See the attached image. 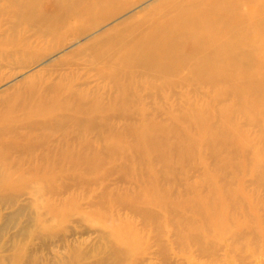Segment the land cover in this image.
<instances>
[{
    "label": "rangeland",
    "instance_id": "1",
    "mask_svg": "<svg viewBox=\"0 0 264 264\" xmlns=\"http://www.w3.org/2000/svg\"><path fill=\"white\" fill-rule=\"evenodd\" d=\"M11 1L0 264H264V81H241L260 64L245 54L259 48L249 12L237 0ZM201 12L222 28L246 19L234 60L171 36Z\"/></svg>",
    "mask_w": 264,
    "mask_h": 264
},
{
    "label": "bare ground",
    "instance_id": "2",
    "mask_svg": "<svg viewBox=\"0 0 264 264\" xmlns=\"http://www.w3.org/2000/svg\"><path fill=\"white\" fill-rule=\"evenodd\" d=\"M7 1H11V0H7ZM101 1V0H100ZM219 1V0H218ZM231 0H224V4L226 5V4H229L228 2H230ZM239 3L238 4H240L241 5V7H242V11H241V9H239V11H241L242 13H243V8H245V10H247L249 13V17H251V18H253L254 20H253V23H254V21L256 22V25H255V23L253 24L252 22V24L250 23V25H249V22H248V25H249V29L247 30L246 28L248 27H246V19L245 20H243V19H241V18H238V16H237V19H236V17H235V19L233 18V20L232 19H230V20H232V22L231 23H228V25H226V26H224L225 25V23H224V25H223V23H222V26H224V28H222L221 26H219L220 25V22H215V23H211V21L214 19H216L217 18V13L215 14V12H213L214 14H211L210 16H205V14L206 13H203V12H201L202 14H198L197 13V15H199V16H197L196 15V17H194V18H191V20H189V22H188V20H185V21H187V23H189L188 24V28H190V29H188V31H190L189 33H186L185 31H183V29L185 30V28H183L182 30H181V28H180V31H178V29L177 30H175L174 32H172L173 34L171 35V33L169 34V35H171V36H173V35H175V36H178V37H181V36H184V35H186V36H188V37H186V39L187 38H189L188 39V42H191V43H193V44H187L188 46L189 45H191L190 47H192V45H194V42H195V44H197V46H198V48L196 49V50H198L201 46H202V49H206L205 47L203 48V45H208L209 47H211L212 48V52H213V54L214 55H219V57H224V58H226L227 60H229V61H232V60H234V58L236 57V54L238 53L237 52V48H239L238 46L240 45V44H242V40L244 41L245 40V35L249 32V31H255V30H252L253 28H255L256 29V31H255V33H256V35H255V33H254V35H255V39H257L255 42L257 43V45L259 46V48H255L254 46H253V44L252 45H250L248 48L247 47H245V48H247V50L245 51V54H249V55H252V54H255V53H257L258 54V58L260 59L259 60V65L256 63V65H258V68L256 69V70H252V71H248L247 73H245V75L244 76H242V78H241V81H242V84H244V83H250V81H252L253 80V78L254 77H260V78H258V79H262L263 81H264V58H263V55H264V50H262L263 49V46H264V43L263 42H261L260 41V38L258 37V36H262V35H264V29L262 30V28H263V26L261 25L262 24V22L264 21L263 20V18H261V14L263 13L264 14V10H263V12L261 13V6L263 7L264 6V0H237ZM13 2H15L14 0L13 1H11V3H13ZM99 2V1H98ZM98 2H97V5H99L98 4ZM210 2V4H211V1H209ZM208 2V3H209ZM217 2V1H216ZM220 2H222V1H220ZM104 3V2H103ZM102 2H101V4L99 5V6H101L102 4H103ZM232 3H233V1H232ZM207 4V3H206ZM237 4V3H236ZM235 4V5H236ZM238 4H237V6H238ZM208 5V4H207ZM213 5V4H212ZM208 6H210V5H208ZM221 6V5H220ZM234 6V5H233ZM76 7V6H75ZM219 7V6H218ZM218 7H215V8H218ZM221 7H223V6H221ZM235 7V6H234ZM197 8V7H196ZM228 8H231V7H228ZM236 8H238V7H236ZM236 8H235V10H236ZM240 8V7H239ZM199 9H200V7H199ZM219 9V8H218ZM222 9V8H221ZM233 9V8H232ZM263 9V8H262ZM76 10V9H75ZM93 10V9H92ZM91 10V11H92ZM196 10V9H195ZM226 11L228 10V9H225ZM90 11V12H91ZM190 11V10H189ZM200 10H198V12H199ZM205 11V10H204ZM207 11H210V10H207ZM223 11H224V8H223ZM230 11V10H229ZM238 11V10H237ZM247 11L245 12V13H247ZM73 12V11H72ZM76 12H78V8H77V11ZM220 12V11H219ZM240 12V13H241ZM192 13H195L196 14V12H192ZM234 13V12H233ZM232 13V14H233ZM241 13V14H242ZM181 14H183L182 12H181ZM188 14V13H187ZM209 14V13H208ZM228 14V13H227ZM235 14V13H234ZM262 14V15H263ZM229 15V14H228ZM236 15V14H235ZM242 15H244V14H242ZM174 16V15H173ZM173 16H172V19H173ZM178 16V15H177ZM182 16H185V15H182ZM190 16V15H189ZM241 16V15H240ZM245 17H246V15H244ZM208 17V18H207ZM223 17H225V16H223ZM229 17V16H228ZM231 17V16H230ZM233 17V16H232ZM231 17V18H232ZM244 17V18H245ZM248 17V18H249ZM185 18H186V16H185ZM207 18V19H206ZM243 18V17H242ZM248 18H247V20H248ZM209 19L211 20V21H209ZM228 19L229 18H227V22H228ZM263 21H262V20ZM226 20V19H225ZM224 20V21H225ZM171 21V20H170ZM170 21H167V22H170ZM174 21V20H173ZM173 21H172V26H174L173 25ZM185 21H183V22H185ZM245 23H244V22ZM166 22V24H165V26L167 25V24H169V23H167ZM180 22H182V20L180 21ZM226 22V21H225ZM175 23V22H174ZM183 24V23H182ZM171 25H169L170 27H171ZM254 25V27H252ZM181 26V25H180ZM176 27V25L173 27V28H175ZM250 27H252V28H250ZM166 28H168V26L166 27ZM234 29V30H233ZM251 29V30H250ZM160 30V29H159ZM174 30V29H173ZM187 30V29H186ZM248 32H247V31ZM163 31V30H162ZM161 31V32H162ZM263 31V32H262ZM157 34V33H156ZM155 34V35H156ZM167 34H168V32H167ZM251 34H253V33H251ZM166 35V34H165ZM258 35V36H257ZM151 36V35H150ZM152 37H153V35H152ZM152 37H149V39H151ZM249 37H250V35H249ZM264 36H262V38H263ZM155 38H156V36H155ZM162 38V37H161ZM171 38H174V37H171ZM170 38V39H171ZM176 38V37H175ZM148 39V41H149V43H150V40ZM160 39V38H159ZM168 39H169V36H168ZM180 39V38H179ZM178 38L177 39H174L172 42V44L173 45H175L177 48H179L180 50L178 51L179 53H175L176 54V56H178L179 58H181L179 61H181L182 63H189L190 62V60H192V59H190V57H188V52L187 51H184L185 50V47H183L182 45H181V43H183V42H186L185 40L183 41V40H180V41H178L179 40ZM182 39V38H181ZM198 39V40H197ZM164 40V39H163ZM142 41V40H141ZM144 41L146 42L147 41V38H146V40H145V38H144ZM152 41H153V39H152ZM247 41V40H246ZM245 41V42H246ZM251 41V40H250ZM164 42V41H163ZM162 42V43H163ZM165 43V42H164ZM168 43V42H167ZM144 44V43H143ZM150 44H152V43H150ZM154 44H156L157 45V43H154ZM169 44V43H168ZM203 44V45H202ZM166 45V44H165ZM186 45V46H187ZM155 46V45H154ZM158 46V45H157ZM163 46H164V44H163ZM195 46V45H194ZM242 46V45H241ZM240 46V49H238L240 52H242L241 50H242V47ZM133 47H135V46H133ZM137 48H138V46H136ZM146 47V46H145ZM158 47H160V48H162L161 46H158ZM168 47V46H167ZM167 47H165V48H167ZM170 47V46H169ZM196 47V46H195ZM147 48V47H146ZM150 48V47H149ZM165 48H164V51H165ZM194 48V47H193ZM138 49H140V48H138ZM137 49V50H138ZM156 49V48H155ZM187 49V48H186ZM132 50V49H131ZM146 50H148V48L146 49ZM188 50V49H187ZM189 50H190V48H189ZM188 50V51H189ZM194 50V49H193ZM195 50V51H196ZM207 50V49H206ZM205 50V51H206ZM136 51V50H135ZM135 51H133V54H131L130 56H132V58L134 59V58H136V53H135ZM157 51H159V50H157ZM161 51V50H160ZM163 51V52H164ZM195 51H193V52H195ZM210 50L208 49V52H209ZM173 52V51H172ZM197 52V51H196ZM198 52H199V55H200V52H202V50H198ZM243 52H244V50H243ZM157 53V52H156ZM162 53V52H161ZM165 53V52H164ZM167 53V52H166ZM166 53H165V55H166ZM204 53V51L202 52V54ZM138 54V53H137ZM163 54V53H162ZM127 55V54H126ZM138 55H140V54H138ZM146 55V54H145ZM192 55H193V53H192ZM196 55V54H195ZM194 55V56H195ZM204 55H208L207 53H205ZM210 55V54H209ZM129 56V57H130ZM152 56H154V55H152ZM158 56V55H157ZM168 56V55H167ZM175 56V55H174ZM193 56V57H194ZM203 55H201L200 57H202ZM240 56V55H239ZM126 57V56H125ZM124 57V58H125ZM142 57V56H141ZM192 57V58H193ZM199 56H198V58H200ZM217 57V56H216ZM144 58V57H143ZM195 58V57H194ZM241 58V57H240ZM246 58V57H245ZM147 59H149V58H147ZM163 59V58H162ZM210 59V58H209ZM212 59V58H211ZM135 60H137V59H135ZM203 60V59H202ZM206 60V59H205ZM213 60H215V58L213 59ZM247 60V59H246ZM251 60V59H250ZM249 60V61H250ZM128 61V60H127ZM130 61V60H129ZM138 61V60H137ZM169 61H172V60H169ZM176 61V60H175ZM178 61V62H179ZM204 61V60H203ZM210 61H212V60H210ZM209 61V62H210ZM242 61V60H241ZM132 62V61H131ZM159 62V61H158ZM205 62V61H204ZM203 62V63H204ZM208 62V63H209ZM217 62V61H216ZM251 62H253V61H251ZM165 63V62H164ZM211 63V62H210ZM129 64V63H128ZM153 64H156V63H153ZM170 64H172L171 62H170ZM192 64H193V62H192ZM206 64V63H205ZM236 64H238V63H236ZM158 65V64H157ZM156 65V66H157ZM164 65V64H163ZM175 65H177V64H175ZM174 65V66H175ZM189 64H187V66H188ZM208 66L209 65H211V64H207ZM158 66H160V67H158L157 68V70H160V72H164V73H166L167 72V67L165 66H162V64L161 65H158ZM180 66V65H179ZM227 66V65H226ZM182 67V66H181ZM192 67V66H191ZM191 67H187V68H191ZM218 67V66H217ZM194 68V67H193ZM209 68H210V66H209ZM216 68V67H215ZM178 69V68H177ZM201 69V68H200ZM211 69H212V67H211ZM224 69V68H223ZM239 69V68H238ZM228 70V69H227ZM175 71V70H174ZM202 71V70H201ZM204 71H205V69H204ZM212 71L214 72V70L212 69ZM198 72H200L199 70H198ZM212 72V73H213ZM226 73V72H225ZM235 73V71L233 72V71H230V73H228L227 74V76L228 77H237L236 76V74H234ZM211 74V73H210ZM243 74H244V72H243ZM214 75V74H213ZM215 77H216V75H215ZM256 81V80H255ZM241 88V87H240ZM246 89V88H245Z\"/></svg>",
    "mask_w": 264,
    "mask_h": 264
}]
</instances>
